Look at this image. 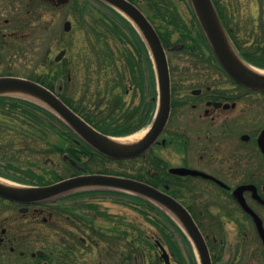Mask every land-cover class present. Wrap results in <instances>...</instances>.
<instances>
[{"label": "flooded vegetation", "instance_id": "obj_1", "mask_svg": "<svg viewBox=\"0 0 264 264\" xmlns=\"http://www.w3.org/2000/svg\"><path fill=\"white\" fill-rule=\"evenodd\" d=\"M7 47L5 37L0 36V52ZM184 47L182 43L177 49L183 52ZM210 53L205 50V55L199 56V59L189 56L192 64L187 67L174 70L169 65L170 117L156 143L142 157L149 155L154 147L167 149L170 146L171 166L161 156L155 155L152 165H155L156 171L151 172V180L157 184L156 188L176 199L190 213L207 242L212 264L217 261L223 263L224 260H218L204 230L236 235L233 257L224 264H264V240L258 226L260 221L264 232V153L259 142L264 132V92L245 88L234 81ZM172 73L176 76L173 77ZM168 134L169 138L165 137ZM177 168L197 171L208 177L169 172ZM240 188L243 190L239 192ZM98 196H82L79 198L80 204L77 200L73 205L84 207ZM103 197L107 196L101 194ZM2 202L16 208L24 220L7 219L9 225L13 224L12 230L1 227L0 221V264L6 251L15 254L17 244L30 240L41 224L56 232V243L41 251L34 252L27 248L18 253V258L29 264H77L78 242L70 241L64 236L66 231L51 221L53 217L63 218L60 209L62 203L70 204V201L55 198L20 204L0 197V216ZM92 205L96 204L92 202ZM23 208L26 211H20ZM43 214L47 217L38 221ZM64 219L73 223L72 227L77 233L78 228L82 230L85 227H78V216L74 219L64 216ZM94 231L103 232L96 227ZM38 232L36 236L40 237ZM80 239H83L82 245L87 246L88 238ZM99 242L102 241L96 242V247L100 246ZM158 243L164 245L160 240L154 244L159 254V264H164ZM128 245L129 242L107 241L101 246L102 257L96 264L121 262L114 259L115 254L120 253L116 247L126 250ZM61 248L62 253L56 252ZM64 255H68V258H59ZM123 264L129 263L126 261Z\"/></svg>", "mask_w": 264, "mask_h": 264}, {"label": "trees", "instance_id": "obj_2", "mask_svg": "<svg viewBox=\"0 0 264 264\" xmlns=\"http://www.w3.org/2000/svg\"><path fill=\"white\" fill-rule=\"evenodd\" d=\"M85 1L100 4L111 10L131 35L137 46H135V51L140 64L149 73L148 94L146 95L144 92L142 79L140 86L136 79H133V83L142 88V96L137 105L130 107L124 98L130 81L121 72L118 62L114 61L113 53L110 51L109 55H103V59H101L96 55L93 57L88 52L89 48L101 46L102 42L99 39H103V45L107 46L105 38L107 34L103 36V34L97 33L94 35L95 38L87 40L90 42L87 44L90 45L86 46L87 49H85L82 58L85 79L78 98L68 92L67 85L71 81L73 67H71V60L67 57L60 63H55L46 55L47 53H44L41 64L37 63L36 67L43 66L45 70L43 72L34 70L25 77L56 92L74 112L102 134L113 137L134 134L145 129L151 123L156 111L155 73L149 52L137 30L121 14L99 0ZM128 1L137 5L144 12L154 25L164 47L172 51L170 32L164 34L157 24L158 19L168 26L175 24L167 0ZM212 2L230 42L240 57L249 64L264 70V21L261 20L259 27L255 28L254 24L257 20L235 18L220 0H212ZM194 20L197 23L195 36L193 37L192 33L187 36L182 35L181 40L185 45L183 52L187 51L190 56L199 59V56L205 55V50L210 52L211 50L195 15ZM114 26L118 27L115 22ZM94 42L97 44L94 45ZM112 66L121 72V78L114 79L112 76H108ZM124 162L112 161L97 153L54 113L42 106L19 98L0 97V177L22 185L45 186L80 175L106 174L144 181L157 187V184L151 180V174L145 170L130 174L126 170L118 171L110 167L114 163L123 164ZM101 194L107 196L114 203L123 204L136 210L168 240L170 238L167 231L169 226L182 234L193 259L192 264H197L192 247L181 229L162 209L146 199L114 190L81 191L58 198L70 201L72 205L78 200L79 205L80 197ZM96 198L98 197L94 199ZM91 200L90 204L84 205L85 208L95 209ZM92 220L90 218L86 221L82 220V222L89 229L91 237H100V233L94 231L95 226ZM127 235H129L127 231L114 230V241L129 242L126 250L116 247V251L120 253H116L114 259L122 262L127 261L129 264H138L142 255L140 246L135 244L142 240L149 243L148 238L140 233L138 237L132 236L127 241ZM64 236L68 237L70 241H77L78 246H83L82 239H77L76 235L65 232ZM103 241H111V239L107 238ZM168 243L171 244L170 241ZM172 248L177 249L174 245ZM62 251L63 248L56 252L62 253ZM59 258H68V255ZM152 264H159V261ZM180 264L184 263L180 261Z\"/></svg>", "mask_w": 264, "mask_h": 264}, {"label": "rangeland", "instance_id": "obj_3", "mask_svg": "<svg viewBox=\"0 0 264 264\" xmlns=\"http://www.w3.org/2000/svg\"><path fill=\"white\" fill-rule=\"evenodd\" d=\"M220 1L227 6L233 17L257 20L254 24L255 28L259 27L261 20L264 21V0ZM167 3L175 24L173 26H168L160 19H158L157 24L161 27V32L164 34L170 32L169 39L173 51L168 52L167 55L170 67H174L175 70V68L187 67L192 64L189 53L187 51H179L180 49H176V46L182 44V35L187 36L192 33V36H195L194 32L197 23L194 20L195 14L190 0H167ZM66 21L71 23L69 32H64L63 30V24ZM114 22L118 27L114 26ZM93 28L96 29L93 30ZM97 33L103 34V36L107 34L105 35L107 46H105L106 44L103 45V39H99L102 42L101 46H98V48L93 47V49L89 48L88 52L93 57L96 55L101 59H103V55H109L110 51L113 53L114 61L118 62L121 67V72H123L125 77L130 81L126 88L127 91L124 94L125 101L130 107H134L141 100L142 88L139 87L141 85V79L145 94L147 95L149 92V73L147 69L140 64L141 62L135 51L136 45L134 40L111 10L106 9L100 4L86 2L85 0H69L65 5H59L55 0H0V36L5 37L7 45L9 46L0 52V76L12 75L25 77L34 70L43 72L45 67H36L37 63L41 64L42 55L47 53L46 55H48L51 60H54V57L61 50L65 49L67 51L66 57L71 60V67H73L72 78L67 85L68 92L78 98L85 79V72L82 64L83 53L85 49H87L86 46L88 45L89 47L90 45L87 44L90 43L87 42V40L93 39L94 35ZM95 44H97V42H94V45ZM121 72L116 67L112 66L108 76L119 79L121 78ZM173 74L174 73H172L173 77L176 76V74ZM133 79H136L139 86L133 83ZM189 80L192 81V79ZM172 123L168 128L169 130L172 127ZM146 130L147 129H144L134 134L146 132ZM168 136L169 134L165 135V137ZM155 155L161 156L164 160L168 161V165L171 166L172 152L169 146L167 149L154 147L147 156L132 162H124L123 164L114 163L110 165V167L118 171L126 170L130 174L149 170L148 172L151 174V172L153 173L156 171L155 165H152ZM98 197H101V195ZM91 201L96 204L93 206L95 209L91 207L80 208L64 202L62 203L64 208L61 209L63 211V218L58 219L57 217H53L51 220L52 224L59 225L63 228V231L76 235L77 239L80 237L88 238L87 246H78V251L76 253L77 264H96L102 257L100 256L101 246L105 245L107 242L103 240H107V238L109 239L110 237L111 240L114 241L115 236H113V233L116 229L129 233V235L126 236L127 241H129L132 236L138 237L140 233L142 236L148 238L149 243L142 240L135 244L136 246H140V254L142 255L138 264H152L158 260L159 254L154 246L157 240H160L166 251L170 253L171 264H180V261L184 264H192L193 259L191 258V254H189L182 234L176 232L174 229L170 228V226L167 230L170 236L168 240L136 210L123 204L114 203L108 199V197L93 199ZM1 206V227L11 228L12 230L13 224L9 225L10 223H8L7 219L24 220L16 208H13L6 202H2ZM64 216L73 219L78 216V227L80 226L82 228L85 225L82 220L86 221L92 218L93 225L99 231L101 230L103 232L100 233V237H91L90 231L84 227L82 230L78 228L77 233L72 227L73 223L65 220ZM44 217H47V215L43 214L38 217V221H42ZM37 230L39 231L38 234L40 237L36 236ZM110 231L113 232L112 235ZM204 233L206 236H209L207 240L209 243L212 242V250L215 255L218 256V260H224L223 263L217 261L216 264H224L229 258L233 257V251L235 250L234 243L237 240L235 234H224L219 230H214V232L211 233L204 230ZM107 234L109 236H107ZM55 235L56 232L54 230H50L42 224L38 225L35 235L31 236L30 240L26 243L21 241L22 244H17V251L15 254H10L9 251H6L2 264H29L25 260H20L18 258V253L27 250V248L34 252L41 251L48 245L56 243L55 240L57 238ZM65 240L68 241V239ZM98 240H102V242H99L100 246L96 247L95 243L98 242ZM168 241H170L171 244H168ZM114 242H119L121 244L127 243L125 240ZM172 245L177 249H173ZM29 255L30 254H28V256ZM194 258L196 257L194 256ZM123 263L124 262L121 261L117 264Z\"/></svg>", "mask_w": 264, "mask_h": 264}, {"label": "water", "instance_id": "obj_4", "mask_svg": "<svg viewBox=\"0 0 264 264\" xmlns=\"http://www.w3.org/2000/svg\"><path fill=\"white\" fill-rule=\"evenodd\" d=\"M99 1L116 10L133 25L145 43L153 63L158 92L157 108L151 124L140 141L132 145H121L113 142L110 136L100 133L84 121L57 94L43 85L26 78L1 76L0 97L19 98L42 106L54 113L97 153L115 161L132 160L142 156L156 143L170 117L171 84L166 50L152 23L134 3L128 0ZM56 2L60 5H65L69 0H56ZM190 3L214 56L225 72L245 88L264 92V75L254 73L248 67L261 72H264V70L247 64L238 55L223 28L212 0H190ZM63 29L65 32H69L71 23L66 21ZM65 53V50L60 51L54 58L55 62H60ZM13 92L36 97L45 105L10 95ZM259 142L264 153V132ZM169 172L179 175L208 177L197 171L183 168L170 169ZM16 185L17 188L0 184V197L20 204H32L80 190L107 189L125 192L146 199L165 211L181 227L194 247L198 264H212L206 241L187 209L170 195L147 183L115 175L91 174L71 177L46 186ZM241 190L243 189L240 188L238 191L240 192ZM20 211L23 212L26 209L23 208ZM258 226L259 233L264 240V232L260 221ZM158 245L161 251L160 258L165 264H170L166 250L160 243Z\"/></svg>", "mask_w": 264, "mask_h": 264}, {"label": "bare ground", "instance_id": "obj_5", "mask_svg": "<svg viewBox=\"0 0 264 264\" xmlns=\"http://www.w3.org/2000/svg\"><path fill=\"white\" fill-rule=\"evenodd\" d=\"M248 69L250 71L254 72V73H257V74H260V75H264V72L258 71V70L254 69L252 67H248ZM10 95H13V96H16V97L25 98V99H28V100H31V101H34V102H37V103L45 105L38 98L30 96L28 94H24V93H20V92H13V93H10ZM144 134H145V132H142V133H139V134L137 133V134L130 135V136H127V137H111V139H112L113 142L121 144V145H132V144H135L138 141H140L142 139V137L144 136ZM0 184L4 185L6 187L17 188L16 184L11 183V182L6 181V180H3V179H0Z\"/></svg>", "mask_w": 264, "mask_h": 264}]
</instances>
